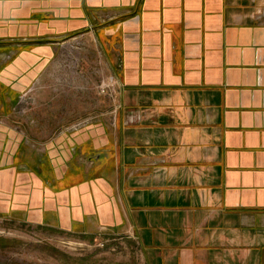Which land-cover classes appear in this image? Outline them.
<instances>
[{"label":"crops","instance_id":"crops-1","mask_svg":"<svg viewBox=\"0 0 264 264\" xmlns=\"http://www.w3.org/2000/svg\"><path fill=\"white\" fill-rule=\"evenodd\" d=\"M81 35L111 117L37 139L13 98ZM0 218L140 264H264V0H0Z\"/></svg>","mask_w":264,"mask_h":264},{"label":"rangeland","instance_id":"rangeland-1","mask_svg":"<svg viewBox=\"0 0 264 264\" xmlns=\"http://www.w3.org/2000/svg\"><path fill=\"white\" fill-rule=\"evenodd\" d=\"M52 60L42 77L43 89L32 87L13 98L17 122L27 124L39 139L111 117L115 85L87 37L61 40ZM118 239H78L0 218V264H140L136 249Z\"/></svg>","mask_w":264,"mask_h":264},{"label":"bare ground","instance_id":"bare-ground-1","mask_svg":"<svg viewBox=\"0 0 264 264\" xmlns=\"http://www.w3.org/2000/svg\"><path fill=\"white\" fill-rule=\"evenodd\" d=\"M76 39H77V38H76ZM76 39H73V40H76ZM53 66L56 67L55 65H53ZM57 67H58V66H57ZM57 67H56V68H57ZM34 91H35V90H34Z\"/></svg>","mask_w":264,"mask_h":264}]
</instances>
